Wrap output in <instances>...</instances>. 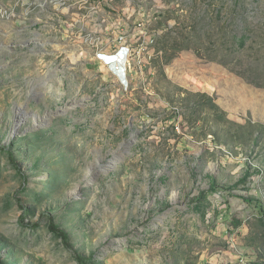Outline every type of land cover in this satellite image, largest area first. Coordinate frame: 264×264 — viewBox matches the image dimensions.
<instances>
[{
  "label": "rangeland",
  "instance_id": "obj_1",
  "mask_svg": "<svg viewBox=\"0 0 264 264\" xmlns=\"http://www.w3.org/2000/svg\"><path fill=\"white\" fill-rule=\"evenodd\" d=\"M29 1L21 24L0 18V264H78L73 251L89 264H264V138L252 142L264 0H161L173 28L136 52L126 88L89 46L63 44L60 0ZM242 26L251 47L231 53ZM202 192L205 220L192 210Z\"/></svg>",
  "mask_w": 264,
  "mask_h": 264
},
{
  "label": "built area",
  "instance_id": "obj_2",
  "mask_svg": "<svg viewBox=\"0 0 264 264\" xmlns=\"http://www.w3.org/2000/svg\"><path fill=\"white\" fill-rule=\"evenodd\" d=\"M112 1L60 0L63 44L76 45L81 50H84L83 45L89 46L86 50L95 54L103 69L117 77L121 86L126 88L127 73L132 69L136 52L141 58L144 47H155L161 30H172L173 26L160 22L166 11H163L165 6L161 0H155L158 4L150 10L134 6L128 0L125 7L113 5ZM103 2L108 10L101 9V6L104 9ZM10 13L0 7V18L9 17ZM147 32L154 34L147 38ZM133 34L140 35L136 43L131 40ZM152 56L156 55H149L150 58Z\"/></svg>",
  "mask_w": 264,
  "mask_h": 264
},
{
  "label": "trees",
  "instance_id": "obj_3",
  "mask_svg": "<svg viewBox=\"0 0 264 264\" xmlns=\"http://www.w3.org/2000/svg\"><path fill=\"white\" fill-rule=\"evenodd\" d=\"M242 34L241 36H238L235 34L233 36V42H234V46L232 48H230V52L232 53L234 50H236V52H241V51H245L246 49L250 48L248 46V42L250 40V36L248 34V29L246 26H242L241 28ZM197 38V37H195ZM184 45H179L176 46V50L175 53L179 50H182L184 47ZM159 51V50H158ZM191 96H193V98L195 99H202V103L204 104V106H208L211 105L210 107L217 109V106L213 103L212 99L209 98L206 95H200V94H191ZM224 116H221V118ZM259 131H257L259 134L255 135V133H253L252 135V142L253 144H258L260 142V140L262 138H264V125L259 126ZM1 150L5 151L4 148H0ZM9 161L12 163V165L16 168V170L20 173V169L19 167L15 164V160H14V156L12 153L10 152H6ZM27 179V178H25ZM247 178L244 177L242 180H240L235 186H233L234 188H237L239 185L241 184H245L247 183ZM211 192L215 193V191L217 190L216 188V184L212 183L211 184ZM211 206V207H210ZM212 208L213 206L211 205V202H208V194L205 192H202L199 197L196 199V201L194 202L193 206H192V210L197 213L203 220L206 219L207 213H208V209ZM259 207V219L257 220V226L261 227V231L263 230L264 232V205H262L261 203L258 204ZM214 208V207H213ZM215 214L217 215V212L214 211ZM227 217V216H226ZM24 220V218L22 219V221ZM231 225L234 226L236 229H241L240 227L243 225V223L241 221H238L236 219H233V221L231 222ZM49 230L51 232L52 235H54L56 238L61 239V241L63 243H65V245H67V247H70V238L67 232L60 230L57 226H55L54 223L50 222L49 225ZM259 239L260 240H264V235H259ZM249 246H252V244L249 243ZM74 253V258L75 260L78 262V264H89L88 263V259L85 258L84 256L78 254L76 251H73ZM260 264V263H259ZM263 264V263H262Z\"/></svg>",
  "mask_w": 264,
  "mask_h": 264
},
{
  "label": "crops",
  "instance_id": "obj_4",
  "mask_svg": "<svg viewBox=\"0 0 264 264\" xmlns=\"http://www.w3.org/2000/svg\"><path fill=\"white\" fill-rule=\"evenodd\" d=\"M0 7L2 9L8 10L11 13L13 12V16L15 17V23L19 25L21 24V20H26V18L20 19L19 17L16 18V16H19L21 13H23V11H27L26 8H29V10H31V1L28 0L27 2H25V0H0ZM2 24L3 22H0V25ZM7 24H10V23H7ZM1 27L2 26H0V30L2 29ZM24 27L25 26H23V28ZM16 30L19 31L20 29L16 28Z\"/></svg>",
  "mask_w": 264,
  "mask_h": 264
},
{
  "label": "water",
  "instance_id": "obj_5",
  "mask_svg": "<svg viewBox=\"0 0 264 264\" xmlns=\"http://www.w3.org/2000/svg\"><path fill=\"white\" fill-rule=\"evenodd\" d=\"M20 124H21V123L19 122L18 126H19ZM18 126H17V127H18ZM15 131H17V128H16V130H15Z\"/></svg>",
  "mask_w": 264,
  "mask_h": 264
}]
</instances>
